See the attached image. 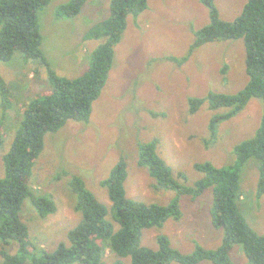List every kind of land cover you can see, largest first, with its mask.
<instances>
[{"label": "rangeland", "instance_id": "rangeland-1", "mask_svg": "<svg viewBox=\"0 0 264 264\" xmlns=\"http://www.w3.org/2000/svg\"><path fill=\"white\" fill-rule=\"evenodd\" d=\"M66 1L50 0L38 11L37 18L41 48L51 67L58 75L73 78L86 69L88 53L99 42L84 39V34L108 16L110 0H86L76 16L54 18L55 8ZM245 2L214 0L219 17L225 21L233 20ZM208 22V10L200 0H147L142 13L127 18L126 28L114 47L112 67L99 97L92 103L88 120H68L58 131L47 133L32 167L30 185L51 197L56 211L40 218L25 199L20 218L44 249L52 251L58 243L65 242L67 232L81 218L73 208L75 195L68 184L72 174L109 207L101 181L122 158L127 164L124 187L128 197L167 204L176 196L174 191L154 187L147 169L138 164L141 142L157 139V151L175 172L185 174L188 184L201 176L193 168L195 162L228 166L235 161L233 147L254 134L264 104L251 98L241 111L217 122L213 132L208 121L221 109L210 110L204 102L194 113L189 112L190 97L205 98L209 92L232 94L248 80L241 39L208 42L189 53L194 32ZM34 66L32 61L24 62L19 53L0 63V73L11 96L10 108L4 113L0 108V177L4 174L2 157L20 126L23 110L31 98L47 90L45 69L36 73ZM258 175L257 160L249 159L240 172L238 207L248 225L264 234V194H256ZM178 199L182 216L145 229L141 243L155 248V236L164 234L171 247L182 253L192 252L197 245L206 249L219 246L222 231L213 226L209 213L211 190L206 189L196 198L182 195ZM13 245L11 242L6 246L10 252L15 250ZM229 256L232 264L247 262L238 244ZM114 259L106 250L102 264ZM197 264L213 263L204 260Z\"/></svg>", "mask_w": 264, "mask_h": 264}, {"label": "trees", "instance_id": "trees-1", "mask_svg": "<svg viewBox=\"0 0 264 264\" xmlns=\"http://www.w3.org/2000/svg\"><path fill=\"white\" fill-rule=\"evenodd\" d=\"M50 0H0V63L19 53L24 62L32 61L34 72L44 68L47 89L31 98L23 110V119L8 151L3 155L4 174L0 177V264H102L106 250L115 259L110 264H232L230 251L240 245L247 262L264 264V234L253 230L238 207L240 172L249 159L258 162L257 196L264 194V113L254 134L233 147L235 161L228 166H215L209 161L195 162L200 177L188 184L182 171L175 172L157 151L155 138L139 143L138 164L154 180V187L175 192L167 204L145 202L128 197L124 183L127 164L120 159L101 185L106 188L109 207L98 201L77 175H71L69 186L75 195L73 208L79 222L66 235V241L47 251L30 236L20 213L28 199L40 218L56 211L53 199L35 191L30 185L32 167L43 148L44 136L56 132L68 120L87 121L92 103L99 97L113 64L114 47L120 41L129 16L137 17L147 8V0H110L108 16L84 34V39L99 42L88 53V65L78 76L58 75L41 48L37 13ZM86 0H67L58 5L54 18H72ZM207 8L209 22L194 32L189 53L202 44L216 40L241 39L245 47L246 84L232 94L209 92L205 98L190 97L189 112L194 113L206 102L218 110L208 121L214 131L217 122L241 111L251 98L264 104V0H246L240 13L231 21L219 17L214 0H200ZM11 106L8 85L0 73V108ZM0 122V146L2 144ZM211 190L209 209L214 227L221 229L219 246L206 249L199 245L182 253L171 247L168 236H155L156 247L141 243L145 229L159 227L168 218L182 216L179 197L196 198ZM14 242L15 250L7 245ZM12 246V247H13Z\"/></svg>", "mask_w": 264, "mask_h": 264}]
</instances>
